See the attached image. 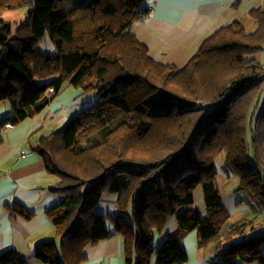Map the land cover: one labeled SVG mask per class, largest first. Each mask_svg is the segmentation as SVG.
Returning <instances> with one entry per match:
<instances>
[{"label": "trees", "instance_id": "obj_1", "mask_svg": "<svg viewBox=\"0 0 264 264\" xmlns=\"http://www.w3.org/2000/svg\"><path fill=\"white\" fill-rule=\"evenodd\" d=\"M149 1L0 0V103L13 110L0 122V146L6 125L37 117L67 84L98 98L34 148L59 179L47 211L55 237L38 243L36 258L84 264L89 245L120 235L127 264H186L183 239L197 230L201 247L219 244L216 264H264V9L251 13L255 33L225 26L177 67L152 59L132 32ZM19 10L26 20L13 32L4 15ZM46 36L56 48L50 55L39 51ZM95 134L102 140L82 144ZM222 153L251 219L229 224L215 166ZM107 194L118 195L116 212L102 216L95 210ZM173 222L181 234L156 248ZM0 264L28 263L8 250Z\"/></svg>", "mask_w": 264, "mask_h": 264}, {"label": "crops", "instance_id": "obj_2", "mask_svg": "<svg viewBox=\"0 0 264 264\" xmlns=\"http://www.w3.org/2000/svg\"><path fill=\"white\" fill-rule=\"evenodd\" d=\"M148 6V15L134 23L133 34L148 48L155 61L183 67L207 38L225 26L239 22L248 34L255 33L258 24L251 13L264 9V0H150ZM4 18L12 23V31L15 32L26 20V11L7 13ZM39 51L44 55L55 53L56 48L48 36L39 46ZM97 105L96 94H85L67 84L37 117L2 130L0 254L14 250L28 264H44L36 258L35 248L38 243L55 237V227L47 217V211L58 202V196L52 189L59 179L49 174L43 157L34 148L42 137L61 130L72 118ZM12 112L10 102L0 103V122L8 119ZM242 200H245V195L238 193L232 204ZM117 201L118 195L107 194L95 212L102 216L115 213ZM196 204L202 216L207 215L201 188L197 190ZM12 207H23L32 217L27 219ZM230 215L232 218L233 214ZM180 234L181 228L173 222L163 233L156 235L155 242L159 238L160 245ZM183 246L188 256L186 264H216L221 252L218 243L201 247L197 230L185 235ZM85 255L87 260L84 264H127L120 235L89 245ZM155 260L152 264H156ZM132 264H137V258Z\"/></svg>", "mask_w": 264, "mask_h": 264}, {"label": "rangeland", "instance_id": "obj_3", "mask_svg": "<svg viewBox=\"0 0 264 264\" xmlns=\"http://www.w3.org/2000/svg\"><path fill=\"white\" fill-rule=\"evenodd\" d=\"M43 40L40 42L39 46L41 45ZM259 59L264 61V52L260 55ZM101 140H102V137L100 136V134H95V135L89 137L88 139H86L85 141H83L82 144L84 146H92ZM223 160H224V153L220 154L217 157V159L215 160V166L219 172V174H218L219 176L217 178V185H218V188L220 191V197L223 200V202L225 203V206H228L227 207V209L229 208L228 211L230 210V213L233 214L229 223H233V222H236V221L244 219V218L251 219L253 217V214L247 208V203L244 200L240 201V203H236L234 205L232 204V200L234 201V199L237 198V194L240 193L239 191H236L237 188L239 187V179L237 177H228L223 172V170H222ZM195 199L197 201V191L195 192ZM258 219L259 220L257 222L264 220V215H259ZM250 234L251 233H248V235H250ZM158 240H159V238H157V240L155 242L156 248L160 247V245L164 242L163 241L162 243H160V245H158L159 244ZM215 243H217V242H215ZM214 246L215 245H213L211 247H214ZM153 260H155V258H153Z\"/></svg>", "mask_w": 264, "mask_h": 264}, {"label": "built area", "instance_id": "obj_4", "mask_svg": "<svg viewBox=\"0 0 264 264\" xmlns=\"http://www.w3.org/2000/svg\"><path fill=\"white\" fill-rule=\"evenodd\" d=\"M145 17H146V15H142V18H145ZM52 92H53V89L52 88L48 89V91H47L48 96H51ZM7 127H9V126L6 125L5 128H7Z\"/></svg>", "mask_w": 264, "mask_h": 264}]
</instances>
